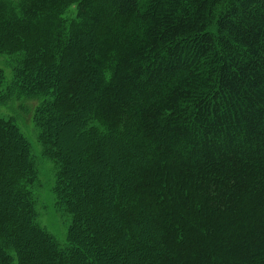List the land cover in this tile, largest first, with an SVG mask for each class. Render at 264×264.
<instances>
[{
	"label": "trees",
	"instance_id": "1",
	"mask_svg": "<svg viewBox=\"0 0 264 264\" xmlns=\"http://www.w3.org/2000/svg\"><path fill=\"white\" fill-rule=\"evenodd\" d=\"M2 54L70 225L0 115V264H264V0H0Z\"/></svg>",
	"mask_w": 264,
	"mask_h": 264
},
{
	"label": "rangeland",
	"instance_id": "2",
	"mask_svg": "<svg viewBox=\"0 0 264 264\" xmlns=\"http://www.w3.org/2000/svg\"><path fill=\"white\" fill-rule=\"evenodd\" d=\"M66 15H76V4L69 7ZM0 66L4 68L5 80L0 84V115L14 118L24 135L31 143V149L36 157L38 178L32 186L35 204L39 212L38 220L48 231L53 233L62 245L66 244L69 215L57 205L55 193L56 164L44 154V147L39 140L40 129L35 121L37 106L43 98H28L9 91L13 82L14 70L12 56L0 55ZM76 124L72 121L67 125L70 129ZM80 165L78 161L76 166Z\"/></svg>",
	"mask_w": 264,
	"mask_h": 264
}]
</instances>
